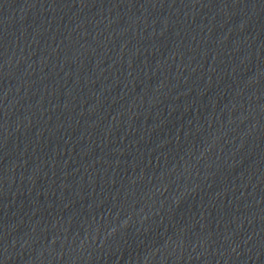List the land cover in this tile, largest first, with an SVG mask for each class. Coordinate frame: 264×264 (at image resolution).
Here are the masks:
<instances>
[{"label": "water", "instance_id": "1", "mask_svg": "<svg viewBox=\"0 0 264 264\" xmlns=\"http://www.w3.org/2000/svg\"><path fill=\"white\" fill-rule=\"evenodd\" d=\"M0 264H264V0H0Z\"/></svg>", "mask_w": 264, "mask_h": 264}]
</instances>
